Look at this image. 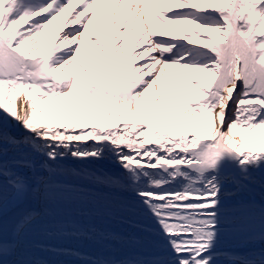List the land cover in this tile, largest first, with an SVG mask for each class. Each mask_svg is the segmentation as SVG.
Segmentation results:
<instances>
[{"label": "snow or ice", "instance_id": "6c2138e0", "mask_svg": "<svg viewBox=\"0 0 264 264\" xmlns=\"http://www.w3.org/2000/svg\"><path fill=\"white\" fill-rule=\"evenodd\" d=\"M72 2L0 0V264H264V0Z\"/></svg>", "mask_w": 264, "mask_h": 264}, {"label": "bare ground", "instance_id": "6f19581e", "mask_svg": "<svg viewBox=\"0 0 264 264\" xmlns=\"http://www.w3.org/2000/svg\"><path fill=\"white\" fill-rule=\"evenodd\" d=\"M76 6H77V0H73L72 4L69 5V9H72ZM138 20H139V18H137V21ZM63 23H64V21L62 19L59 22L53 21L51 24H49L47 26V28L44 29L42 40L47 41V44L42 43L39 51H46L47 47L52 45L53 40L56 37V29L63 28ZM92 27H93V25H90V28H92ZM188 27H194V26L189 25ZM138 29H139V23L137 22V25L135 26V29L133 30V33H132L133 40L136 37ZM196 32L199 33L200 35L197 37L186 35L182 42L188 43L189 39H193L194 43L192 45H189V46L195 47V46H199V44L205 42L206 38H211V39L217 40V41H219V39H220V36L216 32L212 31L209 28H197ZM165 38H171V37L166 36ZM85 47H86V45H85ZM120 60L123 61L124 57H120ZM81 63H83L82 58H81ZM166 71H171L173 73H179V69H171V70H166ZM180 75L182 76V74H180ZM200 75L203 76L204 74L201 73ZM183 82L185 84H187V81H183ZM0 114H2V113H0ZM76 131L79 132L80 130L77 129ZM79 143H94V142L87 141V142H79ZM98 163L104 165L105 167H111V164L108 161H101ZM96 223H97L98 227L107 228L109 231L117 233L121 236H125L129 232H135L137 234V236L141 238V243L139 245L132 246L133 250H138V249H147L149 251L154 250L153 249V243L155 242V238L149 236L148 233L141 232L139 229L133 228L128 224H121V223H118L116 221L108 222L106 224L101 223L99 221H97ZM137 223H144V222L143 221H137ZM145 237H147V239H144ZM31 239L36 244H41V245L52 244L55 246L79 247L85 251L88 250V248L90 247L89 242H87V241L77 240L75 238L48 237V236L44 235L43 233H39V232L36 233L34 236H32ZM238 244H239V241L237 238H235L232 235H225V236H222V238H221L219 248H220L221 252H229V251L237 250ZM114 247L121 248V245L114 243ZM32 251L36 257H38L39 259L47 260V261H56V260L65 259L64 257L53 256L51 253L44 251L41 248H35ZM122 251L126 252V251H128V249L124 248V249H122Z\"/></svg>", "mask_w": 264, "mask_h": 264}, {"label": "rangeland", "instance_id": "374dc122", "mask_svg": "<svg viewBox=\"0 0 264 264\" xmlns=\"http://www.w3.org/2000/svg\"><path fill=\"white\" fill-rule=\"evenodd\" d=\"M22 27H26V25H19L18 28H22ZM18 29V30H19ZM189 88H190V85H189ZM199 93L196 91V90H192V95H198ZM177 99H182L183 97H180L178 94L176 96Z\"/></svg>", "mask_w": 264, "mask_h": 264}]
</instances>
